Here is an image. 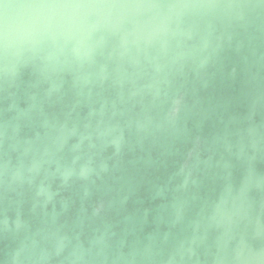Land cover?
I'll use <instances>...</instances> for the list:
<instances>
[{
  "label": "clouds",
  "instance_id": "9594fccd",
  "mask_svg": "<svg viewBox=\"0 0 264 264\" xmlns=\"http://www.w3.org/2000/svg\"><path fill=\"white\" fill-rule=\"evenodd\" d=\"M25 94L47 126L21 134ZM66 97L93 105L71 161ZM261 98L264 0H0V264H264ZM209 113L213 143L236 147L222 165L202 156ZM169 152L187 154V191L167 226L117 227L113 181ZM73 184L91 201L49 218Z\"/></svg>",
  "mask_w": 264,
  "mask_h": 264
},
{
  "label": "water",
  "instance_id": "95a60500",
  "mask_svg": "<svg viewBox=\"0 0 264 264\" xmlns=\"http://www.w3.org/2000/svg\"><path fill=\"white\" fill-rule=\"evenodd\" d=\"M254 102L257 114L256 128L260 132L261 129H264V98L256 99ZM9 103L7 100L0 101V108L7 109ZM33 103L39 104V97L33 101L25 94L20 101L21 107L11 110L19 114L25 125L21 134H24L30 127L44 128L47 126L46 117L41 116L39 119H35L30 114L29 109ZM60 103L64 112H71L73 117L66 120L67 144L64 149L65 155L71 161L79 155V151L75 149V143L83 134V121L89 119L88 112L93 105L84 99L77 101L74 97H66ZM101 103V100H97L94 106L99 109ZM92 119L94 120L95 117ZM217 123L218 121L213 119V114L209 113L206 119V139L202 141L205 145L202 156L204 158L211 156L210 163L219 162L222 165L230 153H235L236 147L234 142L213 143L218 131ZM255 155V175L257 179L264 181V140L257 145ZM186 159L187 154L184 152H169L163 159L150 160L146 158L129 163L128 174L113 181L115 198L112 202L114 211L112 219L116 221V226L133 231L153 229L160 225L167 226L169 213L176 203L174 196L187 191L182 188L184 176L182 167ZM82 162V159L78 161V163ZM191 163H197L195 155ZM204 163L205 159L199 161L201 167L204 166ZM212 189L213 185L209 183L207 190L211 192ZM60 195L62 199L58 198L47 213L49 218L55 217L58 212L66 213L71 218L79 216L84 205L93 198L94 193L87 191L84 185L73 184L63 190ZM261 200H264V183L255 193L257 205ZM187 217L189 222L196 220L191 206L188 209ZM0 219H2V215H0ZM189 227H191V223H189Z\"/></svg>",
  "mask_w": 264,
  "mask_h": 264
}]
</instances>
